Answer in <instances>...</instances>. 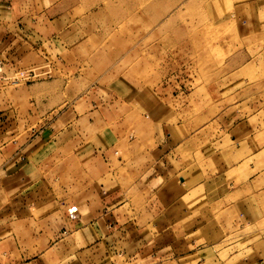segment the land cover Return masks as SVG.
I'll return each instance as SVG.
<instances>
[{"label":"crops","instance_id":"obj_1","mask_svg":"<svg viewBox=\"0 0 264 264\" xmlns=\"http://www.w3.org/2000/svg\"><path fill=\"white\" fill-rule=\"evenodd\" d=\"M45 5L0 1V65L72 51L74 20ZM263 9L243 19L240 41L264 43ZM211 18L213 28L230 19ZM235 38L211 85L191 91L250 73ZM176 87L117 77L114 98L79 117L38 113L26 97L22 111L0 102V264H264V117L250 100L188 99Z\"/></svg>","mask_w":264,"mask_h":264},{"label":"rangeland","instance_id":"obj_2","mask_svg":"<svg viewBox=\"0 0 264 264\" xmlns=\"http://www.w3.org/2000/svg\"><path fill=\"white\" fill-rule=\"evenodd\" d=\"M260 2L264 0H46L56 17L74 20L75 46L68 54L61 47L57 56L48 50L45 58L22 55L0 65V102L10 100V110L22 111L18 104L26 97L34 100L30 103L38 113L69 109L79 117L113 99L109 87L124 77L143 87L175 81L178 89L172 92L188 99L226 98L231 106L250 100L251 114L264 117V56L257 57L264 43H244L236 33L244 18L260 19ZM214 10L230 19L213 28ZM233 35L235 51L247 47L252 56L250 73L236 76L227 90L191 91L199 83L211 85V67L222 49L232 46L226 40ZM196 69L203 73L196 75ZM185 70L187 75L178 73ZM45 123L43 119L37 126Z\"/></svg>","mask_w":264,"mask_h":264}]
</instances>
